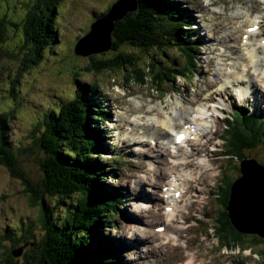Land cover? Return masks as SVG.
Segmentation results:
<instances>
[{"label": "rangeland", "instance_id": "obj_1", "mask_svg": "<svg viewBox=\"0 0 264 264\" xmlns=\"http://www.w3.org/2000/svg\"><path fill=\"white\" fill-rule=\"evenodd\" d=\"M33 1L35 0H0V17L4 16L7 21L3 41L0 38V113H6L9 117V140L16 158V169L24 173L30 182V187L39 190L42 180L40 161L44 153L37 142L41 129L40 126L37 127L38 119L43 117L45 111L70 100L75 95L77 84L85 83L90 86L86 96L90 99L99 98L97 101L111 114L109 121L100 123L98 128V130H105L102 139L107 148L99 160L105 163L103 172L107 173L102 183L110 191L115 189L125 192L127 189V196L122 199L123 204L117 205L119 212L112 214L110 219L107 217L105 221L101 218L100 232L114 243L118 240L124 241V245L115 247L114 253L119 256L115 257V263L110 264H185L188 260H191L193 264L207 262L219 264L230 261L238 264L239 262L240 264H264V241L252 244L248 237L243 240V244H239L240 246L232 244L221 249L219 243L217 245V239L213 236L211 228L215 224L217 209L211 191L219 186L216 194L220 193L221 186L216 185L223 176L221 171L232 176L231 164L238 162L234 157L232 163H226L225 156L221 153L224 146L218 139V136L223 133L225 124L230 121L231 110L234 109L235 116H241V110H244L246 114L253 112L259 114L250 122H254L258 132L264 134V99L262 98L264 87L261 83L257 82L254 85L258 90L257 94L244 92L250 96L243 100H240L233 90V88L237 89L239 84L232 86L230 90L219 92L218 89L214 90L213 83L216 80L223 82L224 76L234 75L233 71L240 74L243 66L252 69L254 64L246 61L245 54L253 48L260 59L259 68H264V43H261L264 39V0H173L181 8L187 9L195 18L194 24L191 25L195 35H192L190 41L199 40L194 46H198L200 42L201 47L200 50L198 48L195 51L194 55L198 60V70L194 73L195 75L188 82L177 78L174 83L176 89L170 91L166 88L168 92L165 94L156 91L148 83L144 85L133 81L125 83L121 74H126L129 66H126V69L100 70L102 72L91 69V62L95 63L96 59L103 57L108 58L112 52L104 50L87 56L74 54L71 47L75 44V40L88 31L95 15L105 11L115 0L59 2V12L56 16L57 33L52 41L54 43H50L53 49H46L34 65L29 64V46L23 45L21 21L27 7ZM253 19L263 21L259 32L254 36L252 34L249 40L239 46L243 26L251 24ZM231 41L234 45L232 48ZM260 44L262 47H257ZM129 52L139 55L137 65L144 70L147 55L133 49ZM164 53L162 55L164 59L175 58V62L181 65L182 60L176 56L174 50L168 49ZM235 60L242 62L239 65L236 63V69L233 64ZM253 79H257V76H253ZM92 85H96V88ZM242 86L245 85L242 84ZM256 96L260 100L262 98L261 103L255 100ZM201 102L206 108H209L212 103L225 108L222 114L209 108L208 114L212 124L210 130L198 139L188 141L189 147L186 146L192 148V152L197 149L198 155L202 152V155L211 158L213 167H209L208 172L212 173L208 177L207 185L187 189L184 197L177 203L180 207L177 216L173 221H167L166 214L162 211L163 202L159 187L163 185L169 173V164L166 159L170 155L168 143L171 134H162V142L157 140L156 145L150 144L146 139L142 146L140 142L135 143L137 139H132L134 134L128 126L130 122L140 124L138 118L133 119V116L139 113L146 118L149 114L156 115L155 122L157 118L167 114L165 119L175 125H172L175 129H179L184 122L192 120L196 125H203L205 117L208 116L207 112L201 108ZM238 104H241L243 108H240ZM187 105L192 106L193 112L188 109L186 115L182 110ZM172 109L175 111L171 114ZM155 110L161 111L156 113ZM202 118L204 121L196 122V119ZM226 119L229 120L225 122ZM158 125L168 129L160 123ZM106 129L110 136L106 135L108 134ZM132 141L134 144L131 143ZM112 145L114 149L118 148V153L121 152L119 156H116ZM244 154L248 157L244 159L254 161L252 159L254 157L256 161L264 165V146L245 151ZM5 156V153L0 155L3 158ZM150 163L155 165L152 171L149 169ZM112 164L117 168H114V172L108 170L114 167ZM195 166L197 171H203V174L206 172L203 169L208 168L202 164H195ZM260 169L263 168L260 167ZM152 176L159 179L156 184L150 182ZM199 182L201 184L203 179ZM118 186H121V190L117 188ZM204 189L210 192L202 194L201 190ZM30 196L31 193L26 191L22 180L16 177L5 164H0V259L5 258V254L11 255L19 249L18 247H22L21 255H11L10 260L16 264H37L36 261H30L28 256L26 259L25 254L31 246L28 243L22 244L19 235L25 231L27 228L25 226L31 224L29 241L37 240L42 236L39 223L40 206L37 203L33 204L29 199ZM143 196H147L149 200L140 201ZM44 202L46 208H50L54 199L44 197ZM148 203L147 209H143L144 204ZM201 205L203 206L202 218L198 222L205 223L202 232L212 236L217 245L214 250L208 252L206 260L202 259L201 252H198L196 248H208L207 244L200 241V227L192 226L195 221L193 214L195 207L199 208ZM56 206L58 208L54 207L51 212L53 216L64 209L62 203ZM189 217L191 220L187 222ZM232 219L236 225L233 216ZM20 223L24 226L23 230L20 229ZM157 224H165L167 230L177 236L175 248L180 251L179 254L171 248L173 243L168 242L163 232L161 236L153 232L152 229ZM258 228L255 231L259 233ZM162 239L167 240L168 244L157 247L155 241ZM241 246L247 248L243 249ZM247 249L255 254V261L253 257L245 255ZM34 252H38V247ZM210 255L212 257L209 261Z\"/></svg>", "mask_w": 264, "mask_h": 264}, {"label": "trees", "instance_id": "obj_2", "mask_svg": "<svg viewBox=\"0 0 264 264\" xmlns=\"http://www.w3.org/2000/svg\"><path fill=\"white\" fill-rule=\"evenodd\" d=\"M62 1L35 0L27 7L21 23L23 45L29 46V64L34 65L46 49H53L50 43H54L52 41L56 37V16L58 4ZM111 4L95 18L106 14ZM191 19L192 15L173 0H137V9L126 13L113 25L111 45L107 50L112 55L91 62V69L102 72L100 70L126 69L129 66L128 72L121 74L125 83H148L156 91L165 93L166 88L172 91L176 88L174 83L178 77L189 78V74L196 69L197 59L194 55L198 46L194 45L198 41H190ZM6 24L5 17H0L1 41L5 36ZM131 49L147 55L144 70L137 65L139 55L129 52ZM168 49L176 52V56L182 60L181 65L175 62V58L166 60L162 57ZM77 85L75 95L70 100L45 111L43 117L38 119L37 127L41 129L37 142L44 153L40 161L42 180L39 190L30 187L24 173L16 169V158L9 140V117L6 113H0V155L6 154L4 158L0 157V164H5L22 180L26 191L31 193L30 201L40 206L42 236L29 241L31 224L19 234L21 243L31 246L26 254L24 251L26 259L28 256L30 261L37 264H110L115 263V257L119 256L114 253L118 242H112L100 232L101 218L103 221L107 217L110 219L112 214L119 212L117 205L123 204L122 194L115 189L108 190L102 183L107 173L103 172L105 163L99 160L107 148L102 139L105 130L98 128L100 123L109 120L110 113L97 101L99 98L86 96L90 86L85 83ZM92 86L96 88V85ZM254 117L241 115L227 123L221 134L224 154L228 155L225 158L227 164L232 163L234 157L237 160L243 158L245 151L264 146V134H260L256 124L250 122ZM230 168L233 175L221 171L220 193L217 195L214 192L217 204L215 233L219 244H243L248 237L252 244L262 243L264 239L239 232L224 210L230 196L232 178L237 176L235 173L238 171L236 164H231ZM108 170L115 171L114 167ZM118 188L121 190V186ZM44 197L54 199L50 208H46ZM60 203L64 209L51 215L54 207L57 209L56 205ZM37 247L38 252H34ZM11 255L5 254L0 264H16L10 260Z\"/></svg>", "mask_w": 264, "mask_h": 264}, {"label": "bare ground", "instance_id": "obj_3", "mask_svg": "<svg viewBox=\"0 0 264 264\" xmlns=\"http://www.w3.org/2000/svg\"><path fill=\"white\" fill-rule=\"evenodd\" d=\"M169 9H171V8H169ZM252 34H253V36L256 35L255 33H252ZM247 40H249L248 37H247ZM230 47L231 48L234 47V45L232 44V41H231ZM256 52L257 51L254 50V48H253L251 51L247 52L248 54L247 53L245 54L246 61L252 62L254 60L252 62L254 64V67L250 70L247 67H244V69H242L244 72L242 71L240 74H237L236 72L233 71V74H234V75H232L233 77L231 79L227 78L224 85L220 88L219 92L226 91V90H228L229 87L236 86L239 84V87L237 89L233 88V90L236 92V95L239 99H243V98L250 96V94H246V93L244 94V92H252L253 94H257L258 90L256 89V87H254V85L257 82L264 85V75H257L258 76L257 79L252 78L251 74L254 73V71H256V70H259L258 65L260 64L259 63L260 59L256 55ZM242 58L244 59V56H242ZM236 63H238V65H239L242 62H240L239 60H235L233 62L235 69L237 68ZM244 82H246V83H244ZM242 83H244L243 85H245V86H242ZM230 94L232 95V93H230ZM232 96H231V98H232ZM255 100L259 101V103H260L262 101V98L260 100V98L256 96ZM224 101H225V99H224ZM200 104H201V108H203L204 111L207 112L206 115L208 116V117H205V123H203V125H197L198 132H202L201 136H203L204 133H206L210 130V127L212 125L211 119L209 118V114H208L209 108H212L213 111H217L219 113H222L221 109H223L224 106H220L216 103H212V105L210 104L209 108H206V106L202 105V102ZM188 109H190V111L193 112L192 106H189V105L184 107V109L182 111L186 114ZM155 111H156V113H159L161 110H155ZM174 111H175V109H172L171 114ZM165 116H168V115L163 114L161 117L157 118L158 120L156 122H158V123L156 125V122H155L156 115H154V114H149L148 118H146L141 113L134 115L133 119L136 120L138 118L139 119L138 122L140 124L130 122L129 123L130 125L128 126V128L134 134L132 139L138 140L135 143L137 144V142H140L142 144V146H144L145 140L150 139L151 142L156 140L155 141V145H156L157 140L161 141V135L162 134L166 135V134H169V131L173 132L175 130V128L174 127L172 128L173 124L171 122H169L167 119H165ZM198 116H200V115H198ZM149 117H151L152 119H150ZM161 119H163V120H161ZM200 121H204V118H202L201 120L196 119V122H200ZM159 123L161 126L163 125L164 127H167L168 129L161 128L158 125ZM125 125H127V124H125ZM157 126H158V128H157ZM173 126H175V125H173ZM186 146L189 147L188 143L185 141L182 143V145H180V148H184V150L179 149L177 153L170 155V157H172V158L169 160L165 158L169 164V171L168 172H174L175 175L178 177V181L180 183L179 190H181V191L183 190V188L186 184H188L189 187H195L198 185L204 186L207 183L208 177H210L209 176L210 173L208 172V168L203 169L204 171H206L203 174V171H197L196 166H195V164H202V165H204V167L209 166V164H207L205 156H203L201 154L202 152L198 155L197 149L194 152H192V148H188ZM117 150H118V148H117ZM203 151H204V149H203ZM152 156L157 158V156H155V155H152ZM226 156H228V155H226ZM244 158H248V157L244 156L242 159H244ZM192 160L194 162H192ZM156 162H157V160H156ZM154 167H155L154 163H150L149 169L151 171L154 169ZM185 168H189V170H186ZM161 174H162V171H161ZM239 176H240V178H238ZM236 178H238V180L234 183V187L232 188V196H231L232 201L230 203V212H231V215L236 220V223H237L236 226L238 228H240L241 230H254V231H255V229H257L259 227L258 228V229H260L259 233L263 234V230H264V169H260V166L255 164V162L252 160H244L241 162V173H239L236 176ZM201 179H203V182L200 184L199 181ZM158 180L159 179L157 177L152 176L150 179V182L152 184H156V182ZM147 200H148L147 196H143L140 199V201H142V202H145ZM179 209H180V207L178 206V204H176V202L173 203L172 209L168 215L170 217H174L175 214L177 213V211H179ZM190 220L191 219L189 217L187 219V221H190ZM134 223H136V221ZM156 226H158V225H156ZM163 234H165V236H167L168 239L170 237L172 240L171 242H173V243L176 242V235L172 234V232L168 231L167 228L163 230ZM155 243L160 244V243H164V242L157 240V241H155ZM118 244L124 245V243H122V242H119ZM174 251L176 252V254H179V252H180L177 248H174ZM185 264H193V262L191 260H188V261H186Z\"/></svg>", "mask_w": 264, "mask_h": 264}, {"label": "water", "instance_id": "obj_4", "mask_svg": "<svg viewBox=\"0 0 264 264\" xmlns=\"http://www.w3.org/2000/svg\"><path fill=\"white\" fill-rule=\"evenodd\" d=\"M135 9H137V0H115L111 4L108 12L100 17L95 18L90 24L88 31L77 40L73 48L74 54L79 56H87L92 53H98L100 51L108 50L111 45V32L115 21L122 18L126 13L134 11ZM260 167L264 169V165H260ZM237 180L238 179H236L231 186L230 196L227 202V210L229 212L228 215L232 224L237 230H239L240 228L235 225L232 219V215L230 213V203L232 201V188L234 187V183ZM244 231L260 234L254 230ZM261 235H264V233ZM18 248L19 249L12 252L14 256H17L18 254L21 255L22 247Z\"/></svg>", "mask_w": 264, "mask_h": 264}, {"label": "snow or ice", "instance_id": "obj_5", "mask_svg": "<svg viewBox=\"0 0 264 264\" xmlns=\"http://www.w3.org/2000/svg\"><path fill=\"white\" fill-rule=\"evenodd\" d=\"M249 31H255V29H249ZM177 142H179V141H181V140H183L184 139V136H183V134H180L179 136H177Z\"/></svg>", "mask_w": 264, "mask_h": 264}]
</instances>
